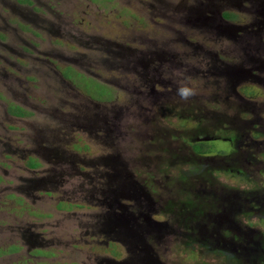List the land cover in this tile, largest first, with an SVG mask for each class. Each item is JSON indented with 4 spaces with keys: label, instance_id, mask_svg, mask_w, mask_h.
<instances>
[{
    "label": "rangeland",
    "instance_id": "1",
    "mask_svg": "<svg viewBox=\"0 0 264 264\" xmlns=\"http://www.w3.org/2000/svg\"><path fill=\"white\" fill-rule=\"evenodd\" d=\"M263 16L264 0H0V264H264L222 218L264 233Z\"/></svg>",
    "mask_w": 264,
    "mask_h": 264
},
{
    "label": "flooded vegetation",
    "instance_id": "2",
    "mask_svg": "<svg viewBox=\"0 0 264 264\" xmlns=\"http://www.w3.org/2000/svg\"><path fill=\"white\" fill-rule=\"evenodd\" d=\"M225 19L226 20H231V21L234 20V19H228V18H225ZM117 180L119 182H122L124 180L122 172H119V174L117 176ZM253 191H254V189H253ZM245 199L248 200V201H251L249 198H245ZM252 205H253V207H255L253 203H252ZM235 215H236L235 211H232V212H227L226 211L225 214H223V217H222L223 220L226 221V225H228V228L232 232V233H229L230 231L227 232V231H225V229L223 230V231H225L224 233L227 235V237L230 238L229 243L231 242V240H233V242H236V241H239V240L243 241L242 243H244V244H241V245H242V249H243L244 253H246V254H255L256 257L258 256V258L261 259V261H262L263 260L262 259L263 256L262 257L260 256V252L261 251L264 252V236L262 235L263 232L260 229L261 227H258L255 230L251 225L247 226V223L250 221V219H249V217H247L249 215V213H246V217H245L246 218V221H245L246 223H244V224H245V227H248L250 231H249L248 234L246 232L244 233L243 228L241 227V225H238V223H239L238 220L236 218H234ZM239 215H241V214H239ZM259 219H260L259 221L261 222L262 218H259ZM250 223H252V221ZM233 226H237V229H238L237 232L235 231ZM239 228H241V231L239 230ZM254 230L258 231L261 234L260 236L263 238V240H262V238L257 239L256 237H252L251 236V233H253ZM249 248H252V249L248 250ZM250 256H252V255H250ZM147 258H149V257H147ZM150 264H155L154 260L151 257V253H150Z\"/></svg>",
    "mask_w": 264,
    "mask_h": 264
},
{
    "label": "trees",
    "instance_id": "3",
    "mask_svg": "<svg viewBox=\"0 0 264 264\" xmlns=\"http://www.w3.org/2000/svg\"><path fill=\"white\" fill-rule=\"evenodd\" d=\"M225 18H228V19H235L236 17V15L235 14H233V13H231V12H228V13H225V15H223ZM64 78V77H63ZM20 108V107H19ZM21 109V108H20ZM20 111V110H19ZM15 115H17V116H20V117H24V116H27V111H25V110H23V109H21V111L20 112H16V113H14ZM235 131H233L232 132V134H235L234 133ZM238 134H236V137H233V138H231V137H227L225 140H227V141H230V143H232V148L231 149H233V147L235 146V143H236V140H237V138H238V136H237ZM209 138L210 137H206V140L204 141V140H202V141H195V142H206L207 140H209ZM214 140H216V139H214ZM224 140V139H223ZM234 140V141H233ZM201 147V146H200ZM198 149H196L195 148V150L193 149V151H194V153H195V155H203V154H209L208 152H207V147H201V148H199V147H197ZM205 148V149H204ZM218 154H222L223 155V153H221V152H218ZM36 161V160H35ZM37 162V164L39 165V162L38 161H36ZM31 168H36V166L32 163L31 165ZM17 251L18 250V248L16 247V249H12V251H6L5 250V252H14V251Z\"/></svg>",
    "mask_w": 264,
    "mask_h": 264
},
{
    "label": "clouds",
    "instance_id": "4",
    "mask_svg": "<svg viewBox=\"0 0 264 264\" xmlns=\"http://www.w3.org/2000/svg\"><path fill=\"white\" fill-rule=\"evenodd\" d=\"M177 94L180 96L181 100H189L192 96H194L196 94L195 89L188 86V85H184L181 86L178 90H177Z\"/></svg>",
    "mask_w": 264,
    "mask_h": 264
}]
</instances>
